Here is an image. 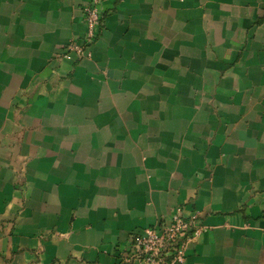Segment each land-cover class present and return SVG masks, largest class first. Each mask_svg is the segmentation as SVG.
I'll return each mask as SVG.
<instances>
[{
	"label": "crops",
	"instance_id": "obj_1",
	"mask_svg": "<svg viewBox=\"0 0 264 264\" xmlns=\"http://www.w3.org/2000/svg\"><path fill=\"white\" fill-rule=\"evenodd\" d=\"M0 0V264H116L177 208L184 264H264V0Z\"/></svg>",
	"mask_w": 264,
	"mask_h": 264
},
{
	"label": "built area",
	"instance_id": "obj_2",
	"mask_svg": "<svg viewBox=\"0 0 264 264\" xmlns=\"http://www.w3.org/2000/svg\"><path fill=\"white\" fill-rule=\"evenodd\" d=\"M101 4L102 0H90L84 7V37L81 41L72 39L65 46L63 58L92 56L91 46L102 23ZM205 229L199 212L185 217L182 208H177L168 222L132 231L118 250L116 264H184L189 242Z\"/></svg>",
	"mask_w": 264,
	"mask_h": 264
}]
</instances>
